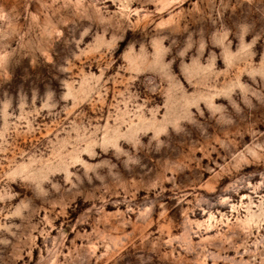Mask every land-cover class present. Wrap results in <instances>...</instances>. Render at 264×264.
Instances as JSON below:
<instances>
[{"label":"rangeland","instance_id":"1","mask_svg":"<svg viewBox=\"0 0 264 264\" xmlns=\"http://www.w3.org/2000/svg\"><path fill=\"white\" fill-rule=\"evenodd\" d=\"M0 264H264V0H0Z\"/></svg>","mask_w":264,"mask_h":264}]
</instances>
